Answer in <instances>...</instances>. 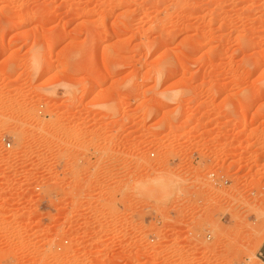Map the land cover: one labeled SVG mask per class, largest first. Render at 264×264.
I'll return each mask as SVG.
<instances>
[{
  "label": "rangeland",
  "instance_id": "rangeland-1",
  "mask_svg": "<svg viewBox=\"0 0 264 264\" xmlns=\"http://www.w3.org/2000/svg\"><path fill=\"white\" fill-rule=\"evenodd\" d=\"M3 133L0 264H264V0H0Z\"/></svg>",
  "mask_w": 264,
  "mask_h": 264
},
{
  "label": "built area",
  "instance_id": "built-area-1",
  "mask_svg": "<svg viewBox=\"0 0 264 264\" xmlns=\"http://www.w3.org/2000/svg\"><path fill=\"white\" fill-rule=\"evenodd\" d=\"M0 143L2 144L4 150L8 151V150H11L13 148V141L8 134L3 133L0 135ZM152 155H154V154H152ZM209 179H210V182L216 187H221L225 184H228V182H229L226 175L219 173V172H211L209 174ZM207 239L208 240L211 239L210 234L207 235ZM65 242L67 243L68 241H65Z\"/></svg>",
  "mask_w": 264,
  "mask_h": 264
},
{
  "label": "bare ground",
  "instance_id": "bare-ground-1",
  "mask_svg": "<svg viewBox=\"0 0 264 264\" xmlns=\"http://www.w3.org/2000/svg\"><path fill=\"white\" fill-rule=\"evenodd\" d=\"M28 25H29V24H28ZM155 182H157V183H162L163 181H162V179H159V178H158L157 180H155ZM152 183L154 184V182H152ZM155 184H156V183H155ZM143 185H144V188H145V186H146L147 184H146V185L143 184ZM149 187H150V186H149ZM142 188H143V187H142ZM147 189H148V187H147ZM106 240H107V239L103 237V238L99 239L98 241L101 242V243H103V242L106 241Z\"/></svg>",
  "mask_w": 264,
  "mask_h": 264
}]
</instances>
